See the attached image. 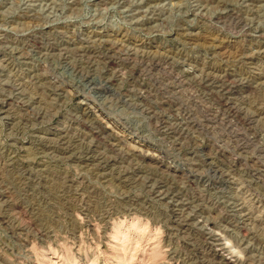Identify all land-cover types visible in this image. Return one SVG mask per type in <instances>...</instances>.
Instances as JSON below:
<instances>
[{"label":"rangeland","instance_id":"374dc122","mask_svg":"<svg viewBox=\"0 0 264 264\" xmlns=\"http://www.w3.org/2000/svg\"><path fill=\"white\" fill-rule=\"evenodd\" d=\"M228 261L264 264V0H0V264Z\"/></svg>","mask_w":264,"mask_h":264},{"label":"bare ground","instance_id":"6f19581e","mask_svg":"<svg viewBox=\"0 0 264 264\" xmlns=\"http://www.w3.org/2000/svg\"><path fill=\"white\" fill-rule=\"evenodd\" d=\"M220 258H221V256H220ZM228 263H230V264H231V262H230V261H228Z\"/></svg>","mask_w":264,"mask_h":264}]
</instances>
